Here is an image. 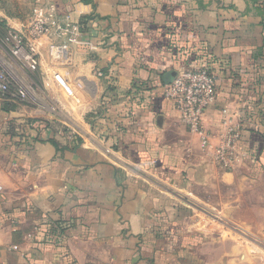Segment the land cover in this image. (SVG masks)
Returning a JSON list of instances; mask_svg holds the SVG:
<instances>
[{
  "label": "crops",
  "instance_id": "obj_1",
  "mask_svg": "<svg viewBox=\"0 0 264 264\" xmlns=\"http://www.w3.org/2000/svg\"><path fill=\"white\" fill-rule=\"evenodd\" d=\"M41 2L78 21L82 42L57 71L59 92L41 88L42 60L29 74L37 102L0 95V264H264L222 238L202 260L181 213L197 185L241 167L264 176V0ZM30 11L0 0L3 21ZM202 65L217 80L207 147L162 92L167 73ZM228 123L241 133L232 169L214 163Z\"/></svg>",
  "mask_w": 264,
  "mask_h": 264
},
{
  "label": "built area",
  "instance_id": "obj_2",
  "mask_svg": "<svg viewBox=\"0 0 264 264\" xmlns=\"http://www.w3.org/2000/svg\"><path fill=\"white\" fill-rule=\"evenodd\" d=\"M28 1L31 3L28 16L17 21L5 19L6 31L0 36V95L19 102H37L34 95L41 86L44 91L59 92V87L63 85L57 71L62 64L71 61V46L82 42L78 21L61 20L54 6L44 4L41 0ZM42 60L46 62V68L42 70V85L39 86L29 74L40 71ZM14 65L26 70L29 78L19 76ZM95 74L105 77L102 70H96ZM216 84L215 73L208 65H202L179 71L162 86L163 96L172 103L179 121L191 133L199 135L203 147L209 146V139L202 118L206 108L215 101ZM76 86L81 84L77 83ZM59 105V102L54 103L52 111H58ZM240 134L238 125H225L221 141L214 151L216 165L224 169L233 167L239 155L237 144Z\"/></svg>",
  "mask_w": 264,
  "mask_h": 264
},
{
  "label": "rangeland",
  "instance_id": "obj_3",
  "mask_svg": "<svg viewBox=\"0 0 264 264\" xmlns=\"http://www.w3.org/2000/svg\"><path fill=\"white\" fill-rule=\"evenodd\" d=\"M236 174L232 180L213 179L197 185L192 199L184 201L181 213L190 231L199 236L192 249L197 243L205 245L202 260L214 259V244L222 238L225 250L234 248L241 257L248 254L264 261V176L243 167ZM248 220L253 225H246Z\"/></svg>",
  "mask_w": 264,
  "mask_h": 264
},
{
  "label": "trees",
  "instance_id": "obj_4",
  "mask_svg": "<svg viewBox=\"0 0 264 264\" xmlns=\"http://www.w3.org/2000/svg\"><path fill=\"white\" fill-rule=\"evenodd\" d=\"M6 31V25L5 22L3 20H0V36H2ZM264 114V113H263ZM244 116L249 117L248 119H251V114H244L242 117L244 118ZM264 116V115H263ZM254 128V127H253ZM258 129V127H256ZM264 135V133H262ZM55 227L59 230V236L61 237V235L64 234V231L66 229L65 225L63 224V222L61 221H57L55 223Z\"/></svg>",
  "mask_w": 264,
  "mask_h": 264
},
{
  "label": "water",
  "instance_id": "obj_5",
  "mask_svg": "<svg viewBox=\"0 0 264 264\" xmlns=\"http://www.w3.org/2000/svg\"><path fill=\"white\" fill-rule=\"evenodd\" d=\"M174 75V71H170L169 73L166 74L165 76V82H169V80L171 79V77Z\"/></svg>",
  "mask_w": 264,
  "mask_h": 264
}]
</instances>
